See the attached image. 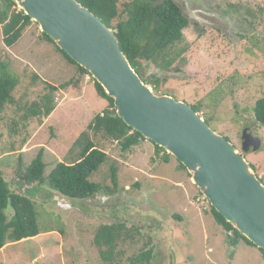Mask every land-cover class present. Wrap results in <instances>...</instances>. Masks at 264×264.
Segmentation results:
<instances>
[{"label":"rangeland","instance_id":"obj_1","mask_svg":"<svg viewBox=\"0 0 264 264\" xmlns=\"http://www.w3.org/2000/svg\"><path fill=\"white\" fill-rule=\"evenodd\" d=\"M131 1L119 0L120 11ZM211 1L207 10L196 12L201 17L193 12L200 26L184 30L193 49L191 61L200 66L184 63L171 68L167 76L157 78L164 80L157 94L200 105L199 114L210 127L241 151L244 131L250 128L262 146L244 155L264 180V126L254 113L257 100L264 97V0H233L231 9L224 0ZM185 11L189 19L195 18L189 9ZM252 13L260 32L254 47L236 48L232 27L236 19L252 18ZM41 35L33 22L16 47L7 49L0 26V58L20 77L14 92L17 103L0 113V171L15 183V190L29 193L37 202L43 230L34 238L7 244L0 250V264H133L132 258L148 250L152 251L148 264H264L260 249L241 239L231 253L234 236L216 222L210 202L175 157L168 154L165 162V153H158L148 140L125 151L111 138L88 131L92 118L108 106L90 76L83 80L82 92H56L57 107L49 117L25 120L26 107L47 93L43 80L60 86L76 73V67ZM157 71L156 65L144 62L146 80L148 73ZM35 74L41 80L35 82ZM84 131L109 157L92 177L103 191L90 201L67 198L71 208L63 209L55 200L56 192L26 183L22 174L41 151L46 175L61 162L74 163L82 151L79 142L88 141L82 137ZM112 167L118 185L112 181ZM112 223L126 226L129 237L118 241L114 259L107 263L94 238L102 225Z\"/></svg>","mask_w":264,"mask_h":264},{"label":"trees","instance_id":"obj_2","mask_svg":"<svg viewBox=\"0 0 264 264\" xmlns=\"http://www.w3.org/2000/svg\"><path fill=\"white\" fill-rule=\"evenodd\" d=\"M77 1L99 17L108 27L115 30L121 50L145 83L149 82L144 78L143 72L144 62L147 61L169 69L184 63L200 66L199 61H191L193 49L186 42L184 35V30L188 28L189 22L175 2L171 0L162 3L158 0H133L127 2L121 12L119 0ZM114 23L116 24L114 25ZM32 25V19L20 11L12 0L0 2V26L3 43L7 49L15 48L29 33ZM41 40L54 45L57 52L76 67V73L73 78L60 86L43 80L47 93L40 100L34 101L26 107L24 118L27 121L30 118L49 117L57 107L56 92L59 90L82 92L85 77L93 78L90 73L63 52L48 35L42 33ZM33 79L36 82L41 80V77L35 74ZM163 81L157 79L152 82L156 93L162 88ZM94 82L98 96L106 100L108 106L92 118L88 125V131L111 138L120 143L125 151L146 140L116 116L114 100L106 94L97 81L94 80ZM176 82L184 84L182 80ZM19 84L20 77L13 73L10 66L0 58V113L8 105L17 103L14 92ZM190 105L198 113L201 111L200 105ZM254 113L256 120L264 126V97L257 100ZM207 122L210 124L208 119ZM82 137L88 141L85 145L79 142L82 151L74 163L61 162L46 175V164L41 151L22 174V179L30 185L47 186L62 197L72 200H88L101 193L103 186L94 182L92 177L108 162L109 157L88 138L86 131L82 133ZM153 144L155 145V143ZM155 147L158 153L161 151L165 153L163 160L168 162V153L157 145ZM252 166L255 169L254 165ZM180 169L187 171L181 163ZM112 181L114 185H118L114 167H112ZM261 181L264 183V180L261 179ZM14 184L8 182L4 173L0 171V250L7 244L21 242L43 233L36 211L37 202L30 197L29 193L15 190ZM211 212L219 225L228 232L234 231L233 244L237 245L241 239L246 244L256 247L235 230L212 206ZM124 230V227L109 225L101 226L97 230L94 244L100 248V257L103 261L110 263L114 259L113 253L118 241L123 237L126 239L129 237V231ZM103 248H107V250H102ZM260 251L264 254V250ZM151 259L152 251L148 250L132 258L131 261L133 264H148Z\"/></svg>","mask_w":264,"mask_h":264},{"label":"water","instance_id":"obj_3","mask_svg":"<svg viewBox=\"0 0 264 264\" xmlns=\"http://www.w3.org/2000/svg\"><path fill=\"white\" fill-rule=\"evenodd\" d=\"M12 1L103 87L114 100L117 117L175 157L210 205L264 250V183L243 154L259 151L260 137L245 132L241 151L187 102L157 94L152 82L170 69L156 66L145 83L121 50L115 30L77 0ZM55 200L63 209L71 208L67 198L57 194Z\"/></svg>","mask_w":264,"mask_h":264},{"label":"flooded vegetation","instance_id":"obj_4","mask_svg":"<svg viewBox=\"0 0 264 264\" xmlns=\"http://www.w3.org/2000/svg\"><path fill=\"white\" fill-rule=\"evenodd\" d=\"M160 1V3L167 1V0H158ZM173 2H175V4L178 5V7L181 9L182 13L184 14V16L187 17L188 22H189V27L193 26V27H197L200 26L199 21H194L197 19V17L195 16V14L197 16H202L201 13H196L198 11L202 12L204 10H207L206 5H212V1L211 0H182L180 1V4H178L175 0H171ZM226 2V6L227 9H231V7L234 6V1L233 0H224ZM209 4H208V3ZM186 9H189L193 15H194V19L191 20L189 19L186 14ZM194 10V11H193ZM228 11V10H227ZM225 11V13L227 12ZM186 13V14H185ZM252 18L248 15V17L245 16H241V18H239L238 20L236 19L234 27H232L233 31L231 33V39L234 40L237 44H236V48H238V46L240 45V47H248V46H252V48L254 47V44L252 43L254 41V39H256V37L259 36V29H257L256 26V22L253 20V13L251 14ZM191 21L193 22V25L191 23ZM257 30V31H256ZM238 45V46H237ZM259 123V122H258ZM248 131H244L245 132H251L253 135L254 133L250 130V128H247ZM243 141V140H242ZM243 151V150H242ZM245 152H243L244 154ZM23 180V179H22ZM97 196V195H95ZM95 196H93L92 198L85 200V201H90L91 199H93ZM117 226V227H126L124 225H116V224H105L102 226ZM234 241V240H233Z\"/></svg>","mask_w":264,"mask_h":264},{"label":"crops","instance_id":"obj_5","mask_svg":"<svg viewBox=\"0 0 264 264\" xmlns=\"http://www.w3.org/2000/svg\"><path fill=\"white\" fill-rule=\"evenodd\" d=\"M83 90H84V86H83Z\"/></svg>","mask_w":264,"mask_h":264}]
</instances>
